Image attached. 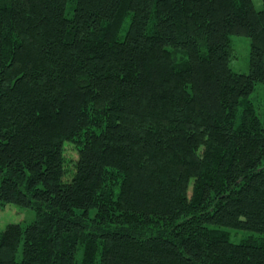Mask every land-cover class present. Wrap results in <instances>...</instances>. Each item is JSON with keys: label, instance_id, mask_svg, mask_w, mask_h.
I'll return each mask as SVG.
<instances>
[{"label": "trees", "instance_id": "16d2710c", "mask_svg": "<svg viewBox=\"0 0 264 264\" xmlns=\"http://www.w3.org/2000/svg\"><path fill=\"white\" fill-rule=\"evenodd\" d=\"M259 83L264 0H0V264H264Z\"/></svg>", "mask_w": 264, "mask_h": 264}, {"label": "rangeland", "instance_id": "374dc122", "mask_svg": "<svg viewBox=\"0 0 264 264\" xmlns=\"http://www.w3.org/2000/svg\"><path fill=\"white\" fill-rule=\"evenodd\" d=\"M257 9L263 8V0H254ZM235 48V56L231 60V66L235 71L248 72L251 39L244 35L232 37ZM257 90L252 96L257 112L264 118V84L259 83ZM65 155L67 159L65 178H70L75 171V163L78 160V150L72 142L65 143ZM37 218L36 211L32 208L23 207L15 203H8L0 206V232L10 223H29ZM232 239L239 240L246 231L230 229ZM229 231V232H230Z\"/></svg>", "mask_w": 264, "mask_h": 264}]
</instances>
